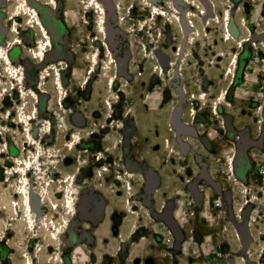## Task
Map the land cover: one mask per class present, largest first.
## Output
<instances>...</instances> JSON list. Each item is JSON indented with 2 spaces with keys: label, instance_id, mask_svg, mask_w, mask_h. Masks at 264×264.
<instances>
[{
  "label": "rangeland",
  "instance_id": "1",
  "mask_svg": "<svg viewBox=\"0 0 264 264\" xmlns=\"http://www.w3.org/2000/svg\"><path fill=\"white\" fill-rule=\"evenodd\" d=\"M168 1L167 6L177 8L170 3L172 0ZM207 1L212 9L210 16L204 7L200 8V5L203 6V0H200L201 4H195L198 11L188 8L185 13L186 16L190 12L200 16V22L197 21L200 30L197 29V32L195 29L189 33L186 31L187 35H190L186 38L188 43L195 45L196 35L203 44V47L197 46L194 49L190 62H202L204 68L201 80L205 91H212V87L207 88V80H216L213 95L218 96L210 105L224 102L223 109L219 107V111L229 116L228 123L221 117V125L235 130L249 127L252 138L258 139L256 146L252 143L249 147L250 161L255 165V169L249 171L247 180L233 174L234 180L224 197L207 184L200 187L204 197H199L191 188V184L195 183V180H192L195 174L187 173L185 189L173 196L176 203L173 207H168L165 215L161 213L164 196L157 195L159 199L153 203L150 193L154 190L150 191L148 188V184L153 180L147 184L144 179L147 175L145 173L149 171L147 163L153 166L158 164L162 171L167 170V158H163L165 151L155 141L157 138L152 140L145 134L149 130L144 124L141 125L140 132H144L146 136L141 142L136 138L131 142H137L131 145L125 140L128 138V128L131 130L129 137L133 136L131 134L138 121L134 114L140 113L143 105L149 103L151 106L162 107L167 101H178L179 88L185 84L184 81L191 83V76L195 77L194 72L191 74V68L183 69L181 65L180 53L184 46L179 48V45L175 47L172 44L168 50L162 40L157 42L164 21L165 26L170 19L179 25L182 17L178 14L179 9L176 10L178 13L175 12L176 20L170 18L166 8L155 4L152 10L154 19L162 18L164 21L157 19L153 35L154 44L149 50L154 51L155 55L158 50L171 55L173 63L169 70L163 65L165 73L164 70L159 72L161 68L149 67V63L143 59L145 52L142 50V42L149 43L145 35L123 37L128 47L125 54L132 55L124 54L123 70L120 72L111 60L113 55L108 56L111 59H102V67L98 71L95 65L100 62L101 50L99 47H92L93 42L90 41V36L97 35H80L86 38L85 45L90 46L91 67L88 70L92 69L91 75L97 71L98 73L94 74L86 93V65L89 63L83 60L81 53L76 61L79 67L76 83L65 78L64 86L68 95L64 97L63 103L59 100V93L52 80L46 82L45 90L40 89L41 80H37L36 70L28 71L23 57L11 55L13 50L15 52L16 49L22 48L20 35L11 32L3 36V31L0 33V48L8 50L16 73L13 80L0 53V264H26L29 258H33L34 264H246L249 251L244 249V244L249 241L254 248L251 250L255 251L252 259L259 261V254L264 247V180H261L264 177V149L257 145L263 141L264 136V36L257 35L264 33V0H213L217 13L212 1ZM2 2L3 0H0V23L3 26ZM54 2L56 3V0ZM81 7L90 13L88 8L83 7V3ZM79 13L78 8L67 9L68 16H76ZM91 13L94 14L96 30L92 32L101 37L104 33H109L104 27L105 22H102L103 28L99 27L100 21L96 20V11ZM210 17L214 21L206 31ZM137 29L146 30L145 22L140 21ZM200 31L202 35H199ZM192 33H195L194 36H191ZM179 36L181 37L176 35L177 39ZM74 37L78 36L63 35L64 54L57 60L52 59L48 55L49 49L43 67L39 69L42 70L49 64L66 66L67 62L70 67V51L74 48ZM230 37V42H227ZM48 40L46 45L49 46L50 37ZM84 49L87 54V48ZM111 50L114 54L115 48L111 47ZM45 51H35V55L41 58ZM187 51L183 57L184 64L189 63L188 56L191 52ZM107 52L112 54L110 50ZM25 56L33 58L28 49H25ZM36 60L37 57L33 59ZM156 63L158 64V61ZM37 64L40 63L37 61ZM193 67L196 68V65ZM57 71L55 85L64 92L60 71ZM157 74H161L162 79L156 78ZM21 78L24 80L23 84L19 80ZM115 79L118 84L114 89ZM147 81H150V84L147 87L148 95L145 97L141 88ZM103 85H108L106 90ZM175 86L177 91L173 90ZM77 91H80L79 98H72ZM189 91L202 94L195 96V99H200L205 108L209 103L207 94L201 92L198 87L189 86ZM105 98H109L107 102ZM101 101V106L107 114L111 113L110 116L113 117V110L115 112V116L109 121H105L97 113L103 111ZM175 104L176 102L165 111L167 116L175 109ZM128 111H132L129 124L123 127L122 123L126 121L127 115L125 112ZM192 111L191 119L194 118L195 121L197 112L195 109ZM202 113V120L197 123V127L215 137L217 141H212L215 152L224 153V150L219 148L218 140L222 134L220 136L218 132H222L214 110L210 107V110L208 108ZM129 115L130 113L128 117ZM145 117L151 116L146 113ZM158 123L162 131L168 127L165 118ZM176 131L175 128L171 130L173 134L177 133ZM81 136H84L83 141ZM239 136L240 134L228 138V150L231 154L225 157H218L219 155L210 151L207 154L213 179L211 181L207 177L208 181L220 185L222 190L229 187V182L226 176L220 174V169L231 173L233 165V170L237 168V155L242 144ZM187 139L197 146L195 139ZM167 141L165 149L168 157L181 160L178 148L170 140ZM120 145L124 149H120ZM35 151L38 156L41 155L40 169V164L37 165L33 157ZM193 153L188 155L191 156V161L185 164L198 170L200 166L194 161L197 151L194 149ZM199 154L204 152L200 150ZM137 161L140 167H131L130 164ZM32 164L36 165L38 170H31ZM171 170L172 175L175 174V170ZM128 172L133 176L130 181L123 176ZM155 173L153 175H157L162 181L159 172ZM172 175L163 176V186L172 185L171 177L178 180V174ZM121 176L124 180L119 179ZM67 186L75 187L76 209L73 210L67 209L62 192ZM58 189H62L61 192H58ZM35 191L40 194L45 192L47 199L42 204H39ZM217 199H220V205ZM27 202L32 208L34 219H37L35 229H29L23 220ZM152 205H155L154 210L159 211L158 215L154 213ZM70 212L69 219L65 221L63 214ZM173 220L179 222L184 237L181 231L175 228ZM52 221H56L60 228H63L59 235L50 232ZM56 236L59 238L58 246L52 238ZM222 251L229 255L225 257ZM261 260L264 264V258Z\"/></svg>",
  "mask_w": 264,
  "mask_h": 264
},
{
  "label": "flooded vegetation",
  "instance_id": "2",
  "mask_svg": "<svg viewBox=\"0 0 264 264\" xmlns=\"http://www.w3.org/2000/svg\"><path fill=\"white\" fill-rule=\"evenodd\" d=\"M82 1L83 0H56V3H52V0H28L29 4L37 10L40 21L46 27L47 31L50 34V39H51V45H49L48 49L45 51V55H43L41 58L37 57L38 60H36V61H33V59L36 57L35 50L39 47V45H38L39 41L43 40V35H42L43 31L41 29L39 30L38 24L35 25V23L33 22L32 15H28L25 13L24 15L17 17L16 19L14 18L13 11H14V8L16 7V1L15 0H3V2H2L3 3L2 4L3 13L1 15V20H2V23H4L3 24V30L4 31H3L2 35L6 36V35H9L11 32L12 33L15 32L18 35H20V43L22 44V48L16 49L15 52L13 50L11 52V55L15 54V56H17V57L18 56L23 57V61L25 62V66H26V69L28 71L31 72L32 70H36V72L38 74L37 80L38 81H39V79L41 80V82L39 83L40 89L45 90L44 85L46 84V82L52 80L57 93H59L58 94L59 100L61 103H63L64 97L68 95V91H66L65 86H64L65 78L70 79V81L74 84L76 83V78H78V75H79V70H78L79 67L77 66L78 63L76 61L80 57V54L83 53V56H82L83 60L85 59L89 63L86 65V72H87L86 89H84V90H86V93H88L87 90H89V88H90L91 79L95 75H97L99 69L102 67V64H101L102 59L108 58V56L113 55L114 58H112V59L108 58V59H111L113 61V63H115L114 66L117 69V71L120 72L123 70L122 59H123L124 54L127 52V48H128L127 44H125V41H123V37H126V35H145L147 37V41H149V43L145 42V41L142 42V45L144 46L142 50H144V52H145L142 55L143 59L149 63V67L151 66L154 68V66H155V67L161 68V69H159V72H161V70H164L163 65L167 66V69H166L167 71L169 70L170 65L173 63V60L170 57L171 55L167 52L163 53L160 50H158L157 54L155 55L154 51L152 52L149 50V47L152 48V46L154 44L155 38L153 35H155L154 30H155V24L157 23V19H161V20H163V19L162 18L154 19L153 11L151 10V8L149 6L146 5L145 0H100L105 5V8H106V12H107L106 13V27H107L108 32H109L107 34L104 33V35L102 37L98 33L94 34L92 32V31L96 32L95 24H94V14L87 12L86 10H84L81 7ZM149 1L152 4H156L162 8H166V9H167L166 6L169 4L168 0H149ZM189 1H191L192 5H189V3L186 4L185 0H172L170 3L176 5V2H177L179 5L176 9H173L172 7L168 8V12L171 15L170 18H173V20H176L175 12L177 9L180 10V11L179 10L178 11L180 12L181 15H183V14L185 15L186 11L188 10L186 5H189V6H191L189 8H192L193 10L198 11V7L195 6V4H196V2H199L201 4L200 0H189ZM68 8H78L80 13L76 16H72V15L68 16L67 15V9ZM29 16H31V17H29ZM199 18H200V16L198 17L197 21L200 22ZM140 21L145 22L146 30L134 32L136 30L138 24L140 23ZM15 22H17V24H18V26H17L18 30L14 29L15 28ZM165 22L166 21H164V23H163V30H161V32H160V39L157 42H161V40H162L163 45L165 47L167 46L166 49H168V50L170 49V46L172 44L175 47H178V45H179V48H182V46H184V50L180 54V56L182 58L181 59V65H182L183 69L191 68L190 69L191 74H192V72H194L195 77L192 78V76H191L192 82L186 83L184 81L185 84L179 88V93H180V96H178L179 100L174 101V102H176V104H175L176 106H175V109L172 110V112H170V115L167 116L165 114V111L174 102L167 101L166 103L163 104L162 107L151 106V105H149V103L146 105H143V109H141L140 113L136 112V115L134 114V116H136L138 121H136L137 123H136V125H134L135 126L134 128H136V129H134L133 133L131 134L133 136L131 138L129 137L131 130H130V128H128L126 130L128 138L125 140V142L127 144L129 142L132 145V144H135L137 141L141 142V140H143L145 138V136L147 135L152 140H155V138H157L155 141H157L159 147L161 146V148L165 151V156L163 158H164V160H166V158H167L168 168H167V170H165L166 172L162 171L158 164L157 165L154 164V166H155L154 167L153 165H149L147 163V165L149 167V171L147 173H145V175L146 174L147 175H146V177H144L147 184L151 179L153 180V182H151V184H148L149 190L150 191L154 190L152 193H150L151 197L153 198V199H151V201L153 203L159 199L157 197V195H163L164 196V197H162V198H164V201L162 203L163 211L161 212L163 215L166 214L165 212L168 209V207H170V206L173 207L174 206L173 204L176 203V200L173 199V196L176 195V193H179L181 190L185 189L184 183H185L186 178H188L187 173H189L191 175L195 174L194 177L192 178V180H195V183L191 184L192 185L191 188L197 192V195L199 197H204V192L200 188L202 186V184H205V185L207 184V185L211 186L216 193H218L222 197H224V194L228 193V189L230 188L231 182L234 180V177H233L234 175H237L238 177H241L242 179L247 180L248 176H249V171H251L252 169L253 170L255 169V165L251 164V161H250L249 147L252 143H254L253 146L254 145L256 146L255 143L258 142V139L252 138L251 130L249 127L245 128L243 130H235L234 128H231L228 126L225 127L224 125H221V123H222L221 117H223L225 122L228 123L229 122V116L224 115L223 113H221L219 111V107H220V109H223L224 102L222 104H219V105H216V103H215V106L210 105V104H213L212 101H215L213 99H215V97L218 96V95H216L214 97V95H213V86H214L216 80H210V81L207 80V83H206L207 88L212 87V91L211 90H209L208 92L205 91L203 88V82L201 80L202 74H203L202 69L204 68V66L202 65V62H196L194 64H191V62H190L191 58H192L191 55L194 54V49H196L197 46H199L200 48L203 47V44L201 43L202 41L200 40V37L193 35L196 38L197 43L195 45L189 44L187 39L184 41V38L185 37L189 38L190 35H185L184 30L181 27L180 23L178 25V23H176V22L174 23L170 19L169 23H167L168 25L165 26ZM196 24H197V22H196ZM193 31H195V29H189L188 33L193 32ZM177 34L181 35V37L179 36V39H177V37H176ZM63 35H77L78 36V37L73 38V40H74L73 47L74 48H72V50L70 51V62H71L70 67H69V63L67 62L66 66L58 65V64H49L45 68H43L42 70L39 69V67H41V68L43 67L42 65L44 64V61L47 58L46 55H47L49 49H50V51H49L48 55H50L52 57V59L57 60L58 57H61V55L64 54L63 49L65 46L64 45L65 41L62 38ZM80 35H87V37L89 35H97V36H90V41L93 42L92 47L96 46V47H99L101 50L100 65L97 69L98 71L94 72L92 75L90 74V71L92 69L88 70V68L91 67L90 46L88 47V45H85L86 38L84 36H80ZM113 35H117V36L114 37ZM162 35H165V37L163 38ZM77 38H78V42H77ZM111 47L115 48L114 54H113V51L111 50ZM84 48H87V50H88L87 54H85L86 52H84L85 51ZM179 48H178V50H179ZM188 48H190V49H188ZM25 49H28L31 56H33L32 59H31V57L27 58L25 56ZM174 49H176V48H174ZM23 50H24V52H23ZM108 50H110L112 52V54L108 53L107 52ZM187 50H190V52H191L188 56L189 63L184 64V58L183 57L186 56V53L188 52ZM125 55L130 56L132 54L129 53V54H125ZM149 57H151V58L149 59ZM37 61L40 64H37ZM157 61H158V64L156 63ZM212 64H214V63L212 62ZM111 65H113V64H111ZM194 65H196V68L193 67ZM192 67H193V69H192ZM57 70L60 71V75H61V79H62L63 87H64V92H61L60 89H57V87L55 85V81H56V78L58 76ZM197 72H199V73L197 74ZM139 75L140 74H138V76ZM116 76L118 78V75H116ZM153 78H154V75H153ZM156 78H159V77H156ZM160 78H161V76H160ZM117 81L118 80L116 79V82ZM140 81H141V79H140ZM117 84H116V86H117ZM149 84H150V81H147L146 85L141 88V90L143 91V95L145 97H147V95H148L147 87ZM187 84H189V85H187ZM107 86L108 85H106V86L103 85V88L105 89V87L107 88ZM116 86H115V88H116ZM189 86L193 87V88L198 87V88H200L201 92L204 91L207 94V99H208L209 103L206 105L205 108H204V104L202 103V101L200 99L199 100L195 99V96L198 97V96H201L202 94L198 95V93L195 94V92H190ZM109 87L111 88V82H109ZM173 90L177 91V87L175 86L173 88ZM78 92H80V91H77L76 93H74L72 98L73 97L79 98ZM190 93H191V96H190ZM171 97H173L172 94H171ZM118 98H120V97H118ZM108 99H106V102ZM189 99H191L190 103H189ZM111 102H113L112 98H111ZM102 103H103V101L100 102V106L102 105ZM210 107L212 108V110H214L216 118H218L219 124L221 125V132L222 133L218 132V134L220 136L222 134V136L220 137V140H218V141H220L219 142L220 143L219 148L224 150V153L222 152L221 154H218L212 148V141L213 140L217 141L215 139V137L214 138H213V136L211 137V134L210 135L206 134L203 132V130H201L200 128L197 127L198 126L197 123L200 120H202L201 119L203 117L202 112H204L205 110H208V108L210 110ZM101 108H102V106H101ZM102 109H103V111H99L97 113L99 116H102L105 121H109V119H111L115 116L114 110H113V117H112V116H110V115H112L111 113L107 114V111H105L104 108H102ZM193 109H195V111L197 112V118L195 119V121H194V118L191 119ZM131 112L132 111L125 112L127 115H126V121L124 123H122L123 127H125L126 124H129L128 120L131 117V114H132ZM177 112H178V114H177ZM128 113H130L129 117H128ZM146 113L148 115H150L151 117L146 118L145 117ZM164 118L167 122L168 127H165L164 131H162V128L158 122L160 120H164ZM142 124H144V126L147 127L149 130L148 133H145L146 135L143 134L144 132H140L142 130V127H141ZM216 124H217V122H216ZM113 128H114V126H113ZM173 128H175L177 130L176 131L177 133L173 134L171 132V130ZM115 129H117V125H116ZM118 129L120 130L121 127H119ZM237 133L240 134V136H239L240 142L242 143L240 145L239 154L237 155V168L233 170V168H234V165H233V167H232L233 173L231 172L232 174L226 173L222 169H220V174L226 176L228 178V182H229V187L227 189L222 190L220 185L217 186L216 184L214 185L213 183L208 181V178H210L211 181L213 179L211 178V173H210L211 168H210L209 163H211V162H210L207 154L209 151L211 153L219 155L218 157H220V156L225 157V156L231 154L232 152H229V150H228V145L230 142V141H228V138L238 136ZM81 137H82V141H83L84 136H81ZM188 137L195 139L196 140L195 143H197V146H195V144L192 143L191 141H188V139H187ZM136 138H137V141L132 143L131 141L133 139H136ZM167 140H170V142L178 148V151L181 155L180 156L181 160L176 159L174 157L173 158L168 157L169 154H167V150L165 149V146L168 144ZM122 142H123V140H122ZM125 142H124V144H125ZM78 145H76V148L78 147ZM257 145H261L262 148L264 149V136H263V141ZM120 149H124V147L123 146L121 147V145H120ZM194 149L197 151V153L194 155L195 156L194 161L197 163V165L200 166L198 168V170H196L194 167L189 166L188 164L187 165L185 164L186 162L191 161V156H188V155L191 153L194 154L193 153ZM229 149H230V146H229ZM200 150L203 151L204 154H199ZM118 151H119V149H118ZM121 152L123 155L124 150ZM254 154H256V153H254ZM217 161L219 162L220 158H218ZM130 165L133 168L137 167V169H138V167H140L139 161L133 162ZM170 168L175 170L174 171L175 174L173 173V175H172V170ZM181 168L183 169L182 171H181ZM156 171H157V173L159 172V175L162 177V181H161L160 177H158L157 175H153V173H155ZM164 173L166 175H172V176H176V174H178L176 176L178 178V180L176 181L175 177H171L170 184H172V185L163 186L162 182L164 181V179H163L164 178L163 176L165 175ZM172 178H175V179H172ZM261 180L263 181L264 177ZM181 182H182V186L180 184ZM158 190H159V193H158ZM225 197H226V195H225ZM222 205H223V202H222ZM152 207H153L154 213H156L158 215L159 211L154 210L155 205L154 206L152 205ZM173 222H175L174 223L175 228H177L179 231H181V233L183 234V237H184V232L181 230L179 222L175 221V220H173ZM244 245H245L244 249L249 251L248 252L249 257H247V259L245 260L246 264H248V262H249V264H259V262H261V264H262L261 259L264 258V247L259 254V261L257 262L256 260L252 259V257L255 254V251L254 252L252 251V250H254V248L251 246L252 243H250V241H249L247 244H244ZM223 254L225 257L229 255L228 253L222 251V255Z\"/></svg>",
  "mask_w": 264,
  "mask_h": 264
},
{
  "label": "bare ground",
  "instance_id": "3",
  "mask_svg": "<svg viewBox=\"0 0 264 264\" xmlns=\"http://www.w3.org/2000/svg\"><path fill=\"white\" fill-rule=\"evenodd\" d=\"M15 1H16V7L14 8V11H13L14 18L16 19L17 17H20V16L24 15L25 13L28 14V15H32L33 22L35 23V25L38 24L39 25V30L41 29L43 31V40L39 41V43H38L39 47L35 51L38 52V53L39 52H41V53L44 52L49 47L48 45H46V42L49 39L50 34L47 31L46 27L40 21V18H39V15L37 13V10L29 4L28 0H15ZM54 1L55 0H52V3H55ZM210 1H212L213 5L215 7L214 1L213 0H210ZM82 3H83V7L88 8L87 10L90 11V13L93 12V11H96V13H97L96 14V20L100 21L99 27L103 28L102 22L103 23L105 22V24H104L105 26L104 27H106V13L107 12H106L105 5L100 0H83ZM145 3H146L147 6H149L151 8V10H153L155 4L150 3L149 0H145ZM185 3L186 4L189 3V5H191V2L190 1L188 2V0H185ZM178 5L179 4L176 2V5H174V7H178ZM189 5H186L187 8L191 7ZM202 7H204L206 9L205 11H207V15L210 16L211 13H212V9L210 8L211 6H210V4L208 3L207 0H203V6L200 5V8H202ZM168 8H169V6H167V9ZM214 9H215L214 10L215 13H217V8L215 7ZM176 13H178V12H176ZM178 14H180V12ZM29 17H31V16H29ZM198 17H199V14L197 16L194 12H190V14L188 16H186V14L182 15L180 23H181V27H183V29L185 30V35H187L186 31H188L189 29H196L197 32H198L197 29L200 30V28L196 24ZM213 21L214 20L210 17L209 21H208V25L205 27L206 31L208 30L209 25H211L213 23ZM228 25H229V30H230V21H229ZM15 26H16L15 30H18L17 22H15ZM106 29H107V27H106ZM136 31H139V30L137 29ZM195 33H192L191 36H193V34H195ZM231 33L232 32L230 30V35H232ZM199 35H202L201 31H200ZM257 36L262 37V36H264V33H262L261 35L258 34ZM230 39H231V37L227 40V42H230L229 41ZM185 40H186V37H185ZM183 50L184 49L181 50V53L183 52ZM0 53H2L3 60H4L5 64H6V66L8 67L9 75L14 80V73H15L14 69H15V67L12 65L10 56L8 54V50L6 48H3V49L0 48ZM36 57L40 58V56H36ZM99 57H100V55L98 56V58L96 60H98ZM99 65H100V62L98 61L97 64L95 65L96 69L99 67ZM164 73H165V71H164ZM155 76L156 77H160V74H157ZM19 80H21V84L24 83L22 78L19 79ZM116 84H117V82H116V79H115L113 81V87L114 88H115ZM33 119L34 118H31V120H33ZM76 138H77V136H76ZM32 139L34 140V138H32ZM33 155H34L33 157H34L35 162L37 163V165L40 164V165H38L39 169H40L42 167L41 155L39 154V156H38L37 155V151H35L33 153ZM31 161H32V159H31ZM18 165H19V167H23L22 164H18ZM33 169L38 170V167L36 165L32 164L31 170H33ZM15 174H16V172H15ZM123 176H125L127 181H130L133 178L131 172H128L126 175H123ZM119 179L124 180L122 176L119 177ZM74 189H75L74 186L73 187L67 186L63 190L62 189H58V192H61V190H62V192L64 193V199H65V203L67 204V209L69 208L71 210L76 209L75 200H74V195H75ZM44 191H46V190L44 189ZM35 192H37L39 204H42V202L47 199V197L44 194L45 192H43V194L42 193L40 194V192H38V191H35ZM23 199H24V197H23ZM70 215H71V212L68 213L67 215L63 214L64 220L65 221L68 220ZM23 220H25V223L27 224V227L29 229H35L36 228L35 222H36L37 219L36 218L34 219V213L32 211V208H30V205L28 204V202L25 205V211H24ZM61 223H63V222H61ZM50 224H51L49 226L50 232L51 233L53 232L52 234H54V235H59L60 230L63 229V228H60V224H57L56 221H52ZM56 237H52V238H53V240H55V245L58 246L59 245V243H58V239L59 238L57 237V239H56ZM26 264H34L33 263V258L32 259L29 258L27 260Z\"/></svg>",
  "mask_w": 264,
  "mask_h": 264
},
{
  "label": "water",
  "instance_id": "4",
  "mask_svg": "<svg viewBox=\"0 0 264 264\" xmlns=\"http://www.w3.org/2000/svg\"><path fill=\"white\" fill-rule=\"evenodd\" d=\"M2 31H3V26H2V24L0 23V33H2Z\"/></svg>",
  "mask_w": 264,
  "mask_h": 264
},
{
  "label": "built area",
  "instance_id": "5",
  "mask_svg": "<svg viewBox=\"0 0 264 264\" xmlns=\"http://www.w3.org/2000/svg\"><path fill=\"white\" fill-rule=\"evenodd\" d=\"M217 203H218V205H220V204H221V201H220V199H217Z\"/></svg>",
  "mask_w": 264,
  "mask_h": 264
}]
</instances>
